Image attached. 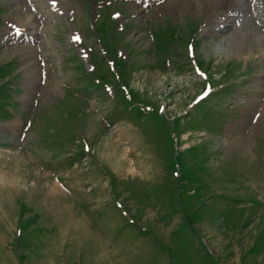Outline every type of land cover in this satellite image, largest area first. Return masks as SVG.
<instances>
[{
  "label": "rangeland",
  "instance_id": "1",
  "mask_svg": "<svg viewBox=\"0 0 264 264\" xmlns=\"http://www.w3.org/2000/svg\"><path fill=\"white\" fill-rule=\"evenodd\" d=\"M241 1L218 32L235 2L59 0L78 60L65 22L36 28L50 3L0 0V38L34 17L41 48L0 40V264H264V11Z\"/></svg>",
  "mask_w": 264,
  "mask_h": 264
},
{
  "label": "bare ground",
  "instance_id": "2",
  "mask_svg": "<svg viewBox=\"0 0 264 264\" xmlns=\"http://www.w3.org/2000/svg\"><path fill=\"white\" fill-rule=\"evenodd\" d=\"M224 0H218V2H219V4L221 5L222 4V2H223ZM217 2V1H216ZM231 2H235L236 3V8H235V11L232 13L231 11H227V16H226V18H224L223 19V21H220L221 22V28H220V31L218 30V27H217V31L218 32H222V31H225V30H227L228 28H230L231 27V25H230V22H231V20H236L235 19V17L237 16V15H239V13H243V9H242V7L244 6L243 4L245 3V1H241V0H228V2H227V4L226 5H228V6H226L227 8H229V7H231V6H233V5H231L230 3ZM214 3V2H213ZM216 6V5H215ZM222 6V5H221ZM39 7V6H38ZM220 8V7H219ZM247 8V7H246ZM26 9V8H25ZM245 9V8H244ZM248 9H251V8H249L248 7ZM248 9H245V10H248ZM251 10H253V12L254 13H256V12H258L259 10H256L255 8L254 9H251ZM253 13V14H254ZM252 14V13H251ZM28 17H31V14L29 13L28 14ZM251 18V17H250ZM249 17H248V19L247 18H245V20H244V23H248L249 22V19H250ZM261 18V17H260ZM247 19V20H246ZM238 20V19H237ZM239 21L241 22V21H243V18L241 17L240 19H239ZM219 22V23H220ZM236 22V21H235ZM24 26H25V24H23ZM249 24H246V26H248ZM241 32H243V30L241 31ZM6 33V32H5ZM250 39H252V38H250Z\"/></svg>",
  "mask_w": 264,
  "mask_h": 264
},
{
  "label": "crops",
  "instance_id": "3",
  "mask_svg": "<svg viewBox=\"0 0 264 264\" xmlns=\"http://www.w3.org/2000/svg\"><path fill=\"white\" fill-rule=\"evenodd\" d=\"M112 205H114V204H112ZM112 226H114V223H113V221L110 223Z\"/></svg>",
  "mask_w": 264,
  "mask_h": 264
},
{
  "label": "snow or ice",
  "instance_id": "4",
  "mask_svg": "<svg viewBox=\"0 0 264 264\" xmlns=\"http://www.w3.org/2000/svg\"><path fill=\"white\" fill-rule=\"evenodd\" d=\"M77 39H79V37H77Z\"/></svg>",
  "mask_w": 264,
  "mask_h": 264
}]
</instances>
